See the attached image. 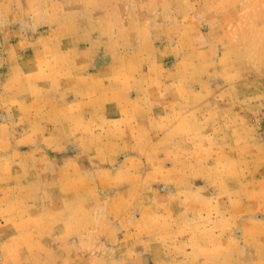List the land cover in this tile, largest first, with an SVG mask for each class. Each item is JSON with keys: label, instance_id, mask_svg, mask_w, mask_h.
Segmentation results:
<instances>
[{"label": "clouds", "instance_id": "clouds-1", "mask_svg": "<svg viewBox=\"0 0 264 264\" xmlns=\"http://www.w3.org/2000/svg\"><path fill=\"white\" fill-rule=\"evenodd\" d=\"M242 82L264 86V0H0V264H242Z\"/></svg>", "mask_w": 264, "mask_h": 264}, {"label": "rangeland", "instance_id": "rangeland-1", "mask_svg": "<svg viewBox=\"0 0 264 264\" xmlns=\"http://www.w3.org/2000/svg\"><path fill=\"white\" fill-rule=\"evenodd\" d=\"M203 33H207L208 29H201ZM160 47V45H157ZM165 66L171 67L172 63H174V58L169 56L164 58L161 61ZM145 71L147 69L145 68ZM264 84V82H262ZM257 90L264 91V86H261L259 89L256 87L246 88L243 85V82L238 85V95L241 99L244 97L250 96L254 94ZM223 107V106H222ZM155 111L160 112V109H156ZM235 112H240V108L236 107L233 109ZM241 116L246 117L249 125L254 126L255 119L250 113L240 112ZM49 130H51V126H49ZM253 136L254 143L259 148H264V121H262L259 128L253 127ZM21 151H28L27 148H22ZM54 155V154H50ZM232 158H236L237 153H231ZM247 159L254 161L248 168L247 172L242 174L237 180H233L229 182L228 188L232 190L241 189L242 196L240 203L235 207L229 208V211L235 215L240 217L236 221L237 230L234 233L237 239H248V253L246 256L241 257L242 264H260L262 260H264V154L258 152L256 149H252L251 153L248 155ZM121 161L123 162V157H121ZM87 166V160L84 159L80 167L84 168ZM67 167L69 169L75 167L71 162L68 163ZM166 168H171L172 164L168 163L165 165ZM195 187L199 188L204 186V180H196L193 182ZM102 187H109L108 184H102ZM88 187H91L90 184L81 183L80 185H76L74 183H69L66 185L68 191L80 193L83 190H86ZM215 190L210 189L208 193L205 195H211ZM122 193H117L114 198V207L118 209L119 207V199ZM163 195V193L161 194ZM227 197L222 199V203L226 204ZM100 208L97 206L93 208L92 211H99ZM173 211H176L175 206L173 207ZM255 216V220H250V217ZM136 219H139V213L136 214ZM3 223V221H0ZM0 240L8 241L7 247L9 249H14L17 244V229L11 225L7 228L0 229ZM13 237V239L9 240V237ZM22 241H27L28 238L20 237ZM120 239H123V234L120 235ZM46 243L47 241H43ZM150 264H154V261H150Z\"/></svg>", "mask_w": 264, "mask_h": 264}]
</instances>
